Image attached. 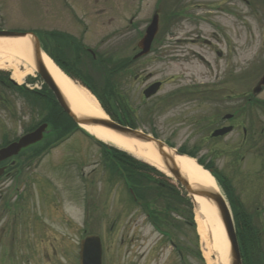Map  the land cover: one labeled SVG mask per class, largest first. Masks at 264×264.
Here are the masks:
<instances>
[{
  "label": "rangeland",
  "instance_id": "374dc122",
  "mask_svg": "<svg viewBox=\"0 0 264 264\" xmlns=\"http://www.w3.org/2000/svg\"><path fill=\"white\" fill-rule=\"evenodd\" d=\"M71 3L76 13L87 16L89 29L85 34L79 28L72 26V21L62 7L61 0H0V29L2 30H34L39 32L58 31L68 35H74L77 39H83V43L90 49H98L101 40L106 37L108 31H123L128 19L134 20V24H149L153 15L155 0H98L97 10L99 15L96 22L91 20V11L85 10L83 0H67ZM228 0L227 2H229ZM238 4L235 13L237 21L234 22V12L218 14L213 20L227 32L229 50L236 48V59L228 63V67H222L227 73L232 70L239 75L241 88L249 93L256 80L264 69V3L258 0H235ZM194 9L191 11L195 17L202 18L207 12L200 9L202 0H193ZM83 11V13L81 12ZM87 13H86V12ZM82 17L85 18L86 16ZM204 16V15H203ZM110 20L108 23L107 21ZM204 22V23H203ZM199 28L194 31L195 36L210 39L214 30L207 19L201 21ZM107 46L98 49V52ZM194 49L197 51L196 46ZM117 58L126 57V49L121 48ZM199 51V50H198ZM151 64V63H150ZM192 70L196 75L204 73L203 64L194 60ZM152 69L154 68L151 65ZM0 72L11 73L10 70ZM154 70L146 71V75ZM31 78V87L41 88V81L36 74ZM153 77L150 82L156 80ZM120 92L126 94V89L135 99L139 100V91L143 87L141 79H119ZM197 83L202 79H197ZM174 87L169 82L165 89ZM264 98V94L261 96ZM12 127L19 132L20 127H26L30 122L20 120L18 114ZM5 124V120H4ZM151 128V129H150ZM146 132L155 131L157 138L164 142L162 134L155 127L143 125ZM241 130L238 128L237 133ZM235 135L229 137L234 138ZM228 140L225 157H203L204 162L212 163L223 177H226L234 197L242 204L250 215L261 217L255 220L259 230L264 232V171H259L264 166L258 162L264 159V144L258 145L256 154L254 151H237V144ZM176 149L185 146L191 149L193 145L172 144ZM201 151L212 148L209 145H200ZM261 153V154H260ZM259 155V156H256ZM261 165V166H260ZM258 170V172H257ZM25 180L19 183L6 181L0 192V249H13L16 259L28 258L33 264H77L78 243L86 234L100 232L108 244L107 233L121 234L130 227L129 238L136 233L138 244L144 243L145 256L136 259L138 264H161L167 254L166 245L160 235L156 233L145 220L146 211L143 205L151 203L152 207L164 209L162 201L152 203L148 194L140 205L130 201L126 186L121 178L112 177L108 163L103 159L100 148L86 138L82 132L75 131L64 144L53 149L48 156L24 169ZM167 177V176H166ZM155 179L164 181L163 177L154 176ZM169 178L170 184L181 191L175 181ZM229 209V203L224 193L219 189ZM185 209V208H184ZM193 216L195 217L194 210ZM189 217V211L184 210L179 216L172 213L173 222L179 227L174 242L186 248H190L194 254V264H207L206 254L213 264H219L217 255L210 251V246L203 242L194 227L185 224ZM134 220V221H132ZM195 221V220H194ZM115 222V227H111ZM98 225V228L96 226ZM136 229H135V228ZM96 234V233H95ZM119 238V237H118ZM261 238V252L264 257V233ZM145 239V241H144ZM118 248V240H115ZM160 248V261L156 249ZM155 251V253H154ZM197 253L201 258L197 257ZM49 256V257H48ZM29 264H32V263ZM228 264H230V248L228 252ZM264 264V263H263Z\"/></svg>",
  "mask_w": 264,
  "mask_h": 264
},
{
  "label": "flooded vegetation",
  "instance_id": "af4514ba",
  "mask_svg": "<svg viewBox=\"0 0 264 264\" xmlns=\"http://www.w3.org/2000/svg\"><path fill=\"white\" fill-rule=\"evenodd\" d=\"M97 1L83 0L85 10L88 7L93 9L90 23L93 20L96 22L99 15ZM227 1L202 0L199 7L207 9L208 16L205 13L202 14V18H198L191 14L195 6L193 0H155L153 14L157 16L158 26L150 50L144 56L139 55L141 53L139 44L149 24H134L132 19H128L122 32L119 30L115 32L114 29L108 31L98 47L100 49L107 46L101 52L87 47L82 38L79 40L74 35L62 32L54 35L50 34L52 31L36 32L35 36L45 53L58 59L75 76L85 77L90 82L92 79L97 81L106 69H110L109 78L113 82L115 65H121L119 76H124L125 80L141 79L143 87L139 91V100L132 97L127 89L126 94H123L126 120L137 125L147 124L155 127L165 142L193 146L209 145L212 148L202 153L197 151L196 156L199 154L200 157L216 159L228 155L226 144L231 139L229 137L235 135L231 142L238 145L237 151L245 153L246 149H249L250 152L256 153L258 145L264 144V98H261L264 88L258 94H253V89L249 93L244 92L237 72L232 70L227 73L222 68H227L228 63L236 59V48L229 50L227 32L213 20L218 14L234 12V22L237 21L235 9L238 4L235 0ZM244 1L246 5L249 4L248 1ZM258 1L264 3V0ZM60 7L68 12L72 26L79 28L84 34L88 32L89 27L85 22V20L88 22V19L85 13L83 14L85 18L77 14L67 0H61ZM205 19L214 28L210 39L194 35V31L200 25L195 23ZM11 31L35 33L32 30ZM121 48L126 49V57L122 59L115 56L116 53L120 54ZM194 60L203 64L204 73L196 75L193 72L191 65ZM151 65L154 66L153 69ZM149 69L154 70V73L149 72L146 75ZM263 74L264 69L256 80L255 87ZM153 77L157 79L150 82ZM197 79H202V82L197 83ZM169 82H173L174 87L165 89ZM153 84H158L157 91L147 99L144 92ZM30 85V81H24L22 86H17L9 74L0 72V192L8 180L16 183L25 180L24 169L29 168L32 161L40 157L39 153L45 150L43 149L45 146L49 147V139L56 138L57 132L62 130L61 122L65 120L51 92L36 91ZM117 86L120 88L119 84ZM36 100L41 105L35 106ZM16 114L20 116L19 123L20 120L30 122L26 127H20L19 132L12 127ZM56 120L60 122L59 130L52 127L51 122L55 124ZM44 124L47 127L39 143L21 150L16 156L4 157L3 149L10 143L34 132ZM227 128L231 129L229 133L213 137L215 131ZM238 128L241 130L240 134L237 133ZM151 132L157 134L155 131ZM194 148H191V151ZM39 150L42 151L38 153ZM258 163L264 166V159ZM259 171H264V167ZM260 219V216H252L254 227L258 230L255 220ZM145 222L168 245V254L161 264H194L193 251L186 248L185 242L182 245L174 242L179 227L173 220ZM114 227L115 222L111 231ZM129 231L130 227L119 235L107 233L109 238L107 245L105 236L98 231L94 232L101 240L102 264H138L136 256L139 255V259L145 256L144 243L137 245V234L134 233L129 238ZM263 233L259 230L258 236L261 237ZM116 239L118 248H114ZM156 252L160 261V248L156 249ZM15 255L13 249H0V264L31 262L24 256L23 259H16Z\"/></svg>",
  "mask_w": 264,
  "mask_h": 264
},
{
  "label": "bare ground",
  "instance_id": "6f19581e",
  "mask_svg": "<svg viewBox=\"0 0 264 264\" xmlns=\"http://www.w3.org/2000/svg\"><path fill=\"white\" fill-rule=\"evenodd\" d=\"M42 62L75 115L106 118L93 96L64 76L45 54H42ZM8 69L12 79L18 84L25 77L34 76L35 68L27 38L0 39V70ZM82 129L96 140L124 151L135 159L168 175L161 158L151 143H141L123 138L102 127L83 126ZM164 150L174 154V150L170 151L167 148ZM175 160L190 185L211 189L221 195L212 176L193 159L185 156L176 157ZM192 203L198 235L203 242L210 246V251L217 255L219 264H228L229 244L214 203L198 197H194ZM204 257L207 264H213L209 259V254Z\"/></svg>",
  "mask_w": 264,
  "mask_h": 264
},
{
  "label": "water",
  "instance_id": "95a60500",
  "mask_svg": "<svg viewBox=\"0 0 264 264\" xmlns=\"http://www.w3.org/2000/svg\"><path fill=\"white\" fill-rule=\"evenodd\" d=\"M156 27H157V17L154 16L148 30L146 31L145 36L140 42L139 48L142 49L141 55L148 52L150 43L157 29ZM4 38L5 39L28 38L32 51L33 65L37 75L45 83V85L52 91L62 111L75 124L79 126H87V127L89 126L102 127L123 138L135 140L141 143H151L154 149L156 150L158 156L161 158L166 172L177 182L179 186H181L185 190V192L191 199H193L194 197H198L205 199L208 202L214 203L219 213V217L222 222L223 228L225 230L227 241L229 243L230 264H241L231 215L230 212L228 211V208L226 207L225 202L223 201V199L219 194H217L211 189L190 185V183L188 182L186 177L181 173L180 169L176 164V160H175L176 157L182 155H179L176 151L174 152V154L167 153L164 150L167 147L160 141L155 140L140 131L123 127L111 121L108 118L99 119V118H90V117L75 115L71 111L70 106L68 105L66 99L64 98L63 94L56 86L54 80L52 79L46 67L44 66L41 60V52L37 39L32 34L0 31V39H4ZM261 86H264V75L262 76L256 88H254L253 93H257L260 90ZM155 90H156V85L150 87L145 92L146 97H149L150 95L154 94ZM44 128L45 126H41L33 133L28 134L22 137L21 139H19L18 142L9 145L3 151L5 157L16 155L21 149L40 141ZM228 131L229 129L226 130L222 129L220 131H217V133H215L214 136L223 135ZM78 256H79V264H101V245L99 238L96 236H88L84 240H82L80 243Z\"/></svg>",
  "mask_w": 264,
  "mask_h": 264
},
{
  "label": "trees",
  "instance_id": "16d2710c",
  "mask_svg": "<svg viewBox=\"0 0 264 264\" xmlns=\"http://www.w3.org/2000/svg\"><path fill=\"white\" fill-rule=\"evenodd\" d=\"M57 61V60H56ZM58 62V61H57ZM117 72L118 67H115ZM103 96L97 94L92 88L93 93L97 95V98L101 101L102 106L106 109V112L111 116L112 119L121 123L128 124L126 120V111L123 104L120 102L118 94L115 90V86L109 81V71L105 74ZM43 89L45 87L43 86ZM60 122L56 120L55 127L59 130ZM64 129L57 135V138L63 135L69 134L73 128H75L74 123L67 117L63 121L61 127ZM101 146L103 156L105 161L108 162V167L112 172L121 175L126 179L128 187L132 189L135 197L138 200H143L144 195L148 194L151 197L152 203L156 204L160 201L164 203V209H157V207H152L151 203H146L143 205V209L146 211L148 220H170L172 218V213L176 212L179 216L183 215L184 210L189 211L188 220H192L191 205L189 201L180 196L179 192L166 181L154 179L151 175L154 174L158 177H163L154 169L148 167L134 160L129 155L107 147L103 144L98 143ZM180 153L189 154L186 151L179 150ZM202 164V161H199ZM206 168L211 169L210 166ZM217 182L223 186L227 192L230 199V204L232 207L234 222L236 225V232L239 236V241L241 244V258L242 264H260L259 260H255L254 248L256 244V234L252 231L250 224V216L246 213L242 206L233 199L231 192L229 190V184L227 181H223L222 178L215 172H213ZM185 208V209H184ZM197 257L200 255L197 253Z\"/></svg>",
  "mask_w": 264,
  "mask_h": 264
}]
</instances>
